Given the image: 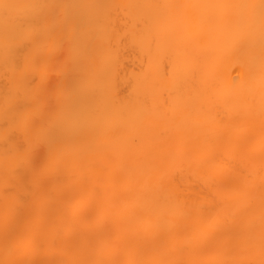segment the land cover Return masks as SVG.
<instances>
[{
    "label": "bare ground",
    "instance_id": "bare-ground-1",
    "mask_svg": "<svg viewBox=\"0 0 264 264\" xmlns=\"http://www.w3.org/2000/svg\"><path fill=\"white\" fill-rule=\"evenodd\" d=\"M0 264H264L261 0H0Z\"/></svg>",
    "mask_w": 264,
    "mask_h": 264
},
{
    "label": "snow or ice",
    "instance_id": "snow-or-ice-1",
    "mask_svg": "<svg viewBox=\"0 0 264 264\" xmlns=\"http://www.w3.org/2000/svg\"><path fill=\"white\" fill-rule=\"evenodd\" d=\"M261 7L264 8V0H261ZM33 98L39 101L43 92L47 89V80L44 74H41L40 82L37 83L35 80L31 81L29 84ZM32 162L31 160L29 161Z\"/></svg>",
    "mask_w": 264,
    "mask_h": 264
}]
</instances>
